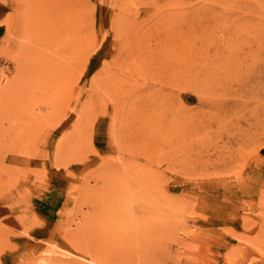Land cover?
<instances>
[{"label":"rangeland","instance_id":"rangeland-1","mask_svg":"<svg viewBox=\"0 0 264 264\" xmlns=\"http://www.w3.org/2000/svg\"><path fill=\"white\" fill-rule=\"evenodd\" d=\"M0 264H264V0H0Z\"/></svg>","mask_w":264,"mask_h":264},{"label":"bare ground","instance_id":"bare-ground-1","mask_svg":"<svg viewBox=\"0 0 264 264\" xmlns=\"http://www.w3.org/2000/svg\"><path fill=\"white\" fill-rule=\"evenodd\" d=\"M107 76H108V75H107ZM107 76H106V77H107ZM109 77H110V76H109ZM109 81H110V79H109ZM109 81H106V82H109Z\"/></svg>","mask_w":264,"mask_h":264}]
</instances>
